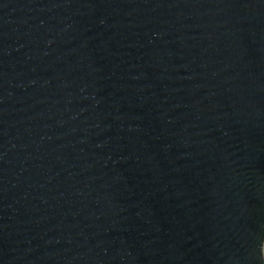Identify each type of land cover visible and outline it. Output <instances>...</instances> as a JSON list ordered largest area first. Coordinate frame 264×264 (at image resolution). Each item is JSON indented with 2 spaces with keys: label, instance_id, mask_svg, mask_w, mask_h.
<instances>
[{
  "label": "water",
  "instance_id": "1",
  "mask_svg": "<svg viewBox=\"0 0 264 264\" xmlns=\"http://www.w3.org/2000/svg\"><path fill=\"white\" fill-rule=\"evenodd\" d=\"M264 0H0V264H264Z\"/></svg>",
  "mask_w": 264,
  "mask_h": 264
},
{
  "label": "rangeland",
  "instance_id": "2",
  "mask_svg": "<svg viewBox=\"0 0 264 264\" xmlns=\"http://www.w3.org/2000/svg\"><path fill=\"white\" fill-rule=\"evenodd\" d=\"M263 255H264V246H263Z\"/></svg>",
  "mask_w": 264,
  "mask_h": 264
}]
</instances>
